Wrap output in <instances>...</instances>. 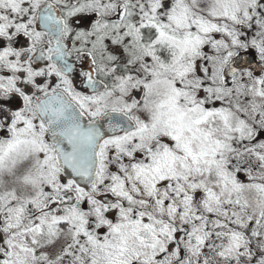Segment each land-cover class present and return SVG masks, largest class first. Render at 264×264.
Returning <instances> with one entry per match:
<instances>
[{"label":"snow or ice","instance_id":"obj_1","mask_svg":"<svg viewBox=\"0 0 264 264\" xmlns=\"http://www.w3.org/2000/svg\"><path fill=\"white\" fill-rule=\"evenodd\" d=\"M0 264H264V0H0Z\"/></svg>","mask_w":264,"mask_h":264}]
</instances>
